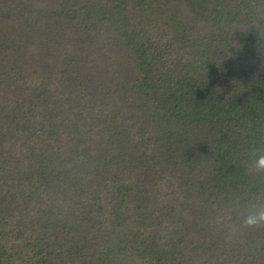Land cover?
<instances>
[{"label": "trees", "instance_id": "16d2710c", "mask_svg": "<svg viewBox=\"0 0 264 264\" xmlns=\"http://www.w3.org/2000/svg\"><path fill=\"white\" fill-rule=\"evenodd\" d=\"M262 140L264 0H0V264H264Z\"/></svg>", "mask_w": 264, "mask_h": 264}, {"label": "clouds", "instance_id": "9594fccd", "mask_svg": "<svg viewBox=\"0 0 264 264\" xmlns=\"http://www.w3.org/2000/svg\"><path fill=\"white\" fill-rule=\"evenodd\" d=\"M246 170L252 176H264V140L252 144L247 151ZM236 209L243 211L242 218H235ZM218 223L230 232L244 229L264 228V191L245 200H237L233 207L222 215Z\"/></svg>", "mask_w": 264, "mask_h": 264}]
</instances>
